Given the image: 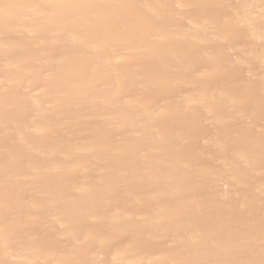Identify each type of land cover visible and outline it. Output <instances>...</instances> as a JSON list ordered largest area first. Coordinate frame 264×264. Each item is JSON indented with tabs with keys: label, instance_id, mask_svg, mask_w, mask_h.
<instances>
[{
	"label": "bare ground",
	"instance_id": "6f19581e",
	"mask_svg": "<svg viewBox=\"0 0 264 264\" xmlns=\"http://www.w3.org/2000/svg\"><path fill=\"white\" fill-rule=\"evenodd\" d=\"M0 264H264V0H0Z\"/></svg>",
	"mask_w": 264,
	"mask_h": 264
},
{
	"label": "rangeland",
	"instance_id": "374dc122",
	"mask_svg": "<svg viewBox=\"0 0 264 264\" xmlns=\"http://www.w3.org/2000/svg\"><path fill=\"white\" fill-rule=\"evenodd\" d=\"M228 83V82H227ZM228 85V84H227Z\"/></svg>",
	"mask_w": 264,
	"mask_h": 264
}]
</instances>
